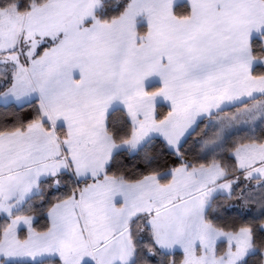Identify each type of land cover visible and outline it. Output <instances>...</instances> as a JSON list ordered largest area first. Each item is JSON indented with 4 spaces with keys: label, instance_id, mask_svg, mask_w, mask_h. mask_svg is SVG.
<instances>
[{
    "label": "snow or ice",
    "instance_id": "obj_1",
    "mask_svg": "<svg viewBox=\"0 0 264 264\" xmlns=\"http://www.w3.org/2000/svg\"><path fill=\"white\" fill-rule=\"evenodd\" d=\"M0 264H264V0H0Z\"/></svg>",
    "mask_w": 264,
    "mask_h": 264
},
{
    "label": "trees",
    "instance_id": "obj_2",
    "mask_svg": "<svg viewBox=\"0 0 264 264\" xmlns=\"http://www.w3.org/2000/svg\"><path fill=\"white\" fill-rule=\"evenodd\" d=\"M195 135H196V134L193 133V137H190V138H189V142H191V140L195 137Z\"/></svg>",
    "mask_w": 264,
    "mask_h": 264
},
{
    "label": "rangeland",
    "instance_id": "obj_3",
    "mask_svg": "<svg viewBox=\"0 0 264 264\" xmlns=\"http://www.w3.org/2000/svg\"><path fill=\"white\" fill-rule=\"evenodd\" d=\"M197 131H199V130H197ZM196 134V133H195Z\"/></svg>",
    "mask_w": 264,
    "mask_h": 264
}]
</instances>
